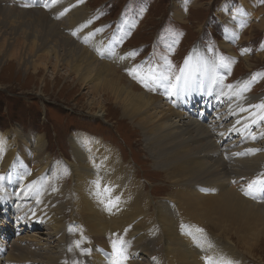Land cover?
Returning a JSON list of instances; mask_svg holds the SVG:
<instances>
[{
	"label": "bare ground",
	"instance_id": "1",
	"mask_svg": "<svg viewBox=\"0 0 264 264\" xmlns=\"http://www.w3.org/2000/svg\"><path fill=\"white\" fill-rule=\"evenodd\" d=\"M25 1L0 0L3 62L13 61L34 75L41 72L40 63L54 66L53 80L71 77L70 82L79 83V88L89 93L87 106L98 117L104 116L108 105L115 107L121 119L129 120L141 131L154 167L163 171L164 178L173 186V192L164 200L155 201L146 183L112 144L92 136L83 141L80 136L71 137L76 161L74 181L69 189L81 203L87 230L100 240L105 236L111 241L120 235L130 236L129 244L123 243L124 247L132 246L124 264H147L142 262L141 254L148 255L151 239L148 234H154L153 238L159 240L157 244L163 243L161 258H157L159 264H207L206 256L223 258L232 264H249L248 259L264 239V190L251 195H245V191L257 178L264 179L261 171L264 150L259 141L245 135L240 128L242 124L255 138L258 136L259 115L250 117L251 104L257 100L245 94L243 87L247 81L225 84L216 62L212 65L208 57L200 54L199 43L186 58L184 71L179 75V88L174 94H170L167 81L162 79L168 74L159 67L151 72L133 67L135 70H130V74L134 78L128 81L117 68L134 66L130 61L132 51L123 52L119 50L121 44L113 43L105 47L103 54L99 50L92 53L58 29V23L67 22L80 30L87 25L90 16L78 13L83 1L74 4L73 0H65L64 6L70 8L62 13L51 8L55 0ZM180 6L176 5L177 18L184 13ZM83 7L87 9L85 3ZM87 41L93 43L91 38ZM245 60L249 63L251 58ZM137 78L144 79L149 86L139 89L134 83ZM23 133L16 129L0 132V184L5 192L0 195V207L10 201H13L11 206L17 202L13 210L24 219L25 230L32 231L33 225L44 224L61 242L62 215L57 207L46 204L48 195L54 196L55 191L48 194L36 184L52 176L56 194L62 195L61 189L67 184L58 182L63 174L47 170L51 161L43 152L46 150L44 134L23 136ZM26 148L38 162L40 168L36 173L28 167L32 161ZM40 174L43 178L38 177ZM32 194L34 203L22 205V200H29ZM18 207H23L25 212L21 213ZM5 212L12 225L14 218L7 207ZM3 222L0 220L3 234L0 238L7 248L0 249V264H18L19 260L22 264L74 261L79 264L80 259L69 252L59 254L58 247L50 251L43 249L44 244L36 235L22 237L19 221H13L12 231L15 228L16 236L10 238L7 233L11 230ZM23 239H27L32 253L17 252L24 249L16 247L22 246ZM16 240L19 241L15 245ZM59 246L64 248L62 244ZM113 251V246L99 247L85 256V262L113 264ZM32 255V262L25 261Z\"/></svg>",
	"mask_w": 264,
	"mask_h": 264
},
{
	"label": "rangeland",
	"instance_id": "2",
	"mask_svg": "<svg viewBox=\"0 0 264 264\" xmlns=\"http://www.w3.org/2000/svg\"><path fill=\"white\" fill-rule=\"evenodd\" d=\"M79 2L82 7L78 13L82 16L85 14L90 16L86 23L88 27L85 25V29L80 30L66 22L58 23V29L64 34H69L68 36L75 42L88 48L92 53L99 50V53L103 54L105 47L113 43L121 44L119 50L123 52L132 51L130 61L134 66L120 65L117 68L119 73L128 78V81L134 78L130 74L135 70L133 67H140L143 71L150 72L159 67L175 79L180 75L184 65L183 59L192 50L193 45H189L194 41V44L199 43L202 47L200 54L208 57L212 65L216 62L219 66L225 84L238 85V80H246L247 84L243 87L245 94L257 100L251 104L253 111L250 117L258 113L260 118L257 131L252 125L253 130L258 134L254 141H259L258 145L264 150V108L260 107L264 103V0H184V2L183 0H73L74 4ZM84 3L87 9L83 7ZM66 4L65 0H55L51 8L60 13L68 12L70 6H64ZM176 5H181L180 8L184 9L180 18L175 15L179 12ZM29 10L32 12V8ZM89 38L93 43H88ZM219 48L220 58L217 55ZM246 58H251L249 63ZM40 67L41 72L34 75L32 71L28 73V70L17 67L13 61L7 62L5 59L3 62L0 57V132L16 129L21 133L24 132L23 136L44 134L46 150L43 152L44 155L50 156L51 161L47 170L56 175L63 174L61 181L58 182L62 185L67 184L61 189L65 196L56 194L57 187L56 183L51 181L52 176L49 177L50 181L44 178L36 185L48 194L55 191L54 196L48 195L46 204L50 208L57 207L62 215L63 240L61 242L56 240L51 234L50 227L44 224L33 225L32 231L25 230L24 219L13 210L17 202L11 206L13 201H10L11 203H4L0 207V220H3V224L11 230L7 233L10 238L16 236V230L13 228L12 231V227L15 225L14 222L19 221V226L21 225L19 232L22 233V237L36 235L42 240L43 249L50 251L58 247L59 254L63 251L69 252L72 257L80 259L79 264H86L85 256L92 250L106 245L112 247L113 241L120 239L125 245L129 244L130 236L120 235L112 241L105 236L100 240L87 230L81 203L69 189L73 185V165L76 161L70 142L71 137L77 135L83 141L92 136L112 144L111 146L123 154L125 162L138 173L139 179L146 183V189L151 192L155 201L164 200L173 192V186L164 178L165 173L154 167L152 156L143 144L144 137L141 131L129 120L121 119V114L115 107L108 105L104 116L98 117L87 106L89 93L86 89L79 88V83L70 82L71 77L54 81V66L40 63L38 68ZM143 81L144 79L137 78L134 83L139 89H144L149 84ZM240 128L245 135L254 137L252 131L248 128L246 131L242 124ZM24 146L28 147V145ZM26 151L30 157L29 161H32L28 162V167H31L30 170L34 173L38 172L40 167L34 158V153L28 148ZM261 171L264 173V169ZM38 177L43 178V174ZM3 194L5 192L0 184V195ZM30 197L29 200L28 198L22 200V205L33 204V194ZM6 207L14 218L12 225H10V216L5 212ZM23 207H18L21 213L25 212ZM210 229L216 230V228ZM153 235L148 234L152 239H150L148 255L141 254L144 256L142 262L147 264H159L157 258L160 259L162 254L163 243L157 244L159 240L154 239ZM0 236L3 234L0 233ZM233 239L236 240L235 237ZM18 241H15V245ZM22 241V246L16 247L17 249L24 247V249L17 252H31L27 239ZM5 244L6 242L0 238V249H6ZM61 244L64 248L59 246ZM121 247L128 257L132 246ZM32 259L33 255L25 261L32 262ZM76 263L74 261L70 264ZM248 263L264 264V239L254 250V256L248 259ZM18 264H22V261L19 260Z\"/></svg>",
	"mask_w": 264,
	"mask_h": 264
},
{
	"label": "snow or ice",
	"instance_id": "3",
	"mask_svg": "<svg viewBox=\"0 0 264 264\" xmlns=\"http://www.w3.org/2000/svg\"><path fill=\"white\" fill-rule=\"evenodd\" d=\"M73 34L75 35V33ZM183 71L184 69H181L182 73ZM154 79L156 78L154 77ZM162 79L167 81L166 87L170 89V94H174L178 90L179 81L181 79L180 76L175 77V80H173L170 75H163ZM260 107H264V105H261ZM249 151H255V150L250 149ZM258 190H264V179L257 178V180H254L252 183H250L248 185V190L245 191V195H251L255 191H258ZM197 231H203V230L197 229ZM123 243H124L123 240L113 241V245H112L113 250H114L113 251V255H114L113 264H124V261L127 259V256L125 255L124 250L121 247ZM204 259L206 260L207 264H232L231 261L225 260L223 258H213V257L206 256Z\"/></svg>",
	"mask_w": 264,
	"mask_h": 264
},
{
	"label": "trees",
	"instance_id": "4",
	"mask_svg": "<svg viewBox=\"0 0 264 264\" xmlns=\"http://www.w3.org/2000/svg\"><path fill=\"white\" fill-rule=\"evenodd\" d=\"M171 32H172V31H171ZM260 39H261V37H260ZM194 42H195V41H194ZM194 42H192L191 44H193ZM191 44H190V45H191Z\"/></svg>",
	"mask_w": 264,
	"mask_h": 264
},
{
	"label": "crops",
	"instance_id": "5",
	"mask_svg": "<svg viewBox=\"0 0 264 264\" xmlns=\"http://www.w3.org/2000/svg\"><path fill=\"white\" fill-rule=\"evenodd\" d=\"M188 9H189V8H188ZM188 9H187V10H188ZM187 10H185V11H187Z\"/></svg>",
	"mask_w": 264,
	"mask_h": 264
}]
</instances>
